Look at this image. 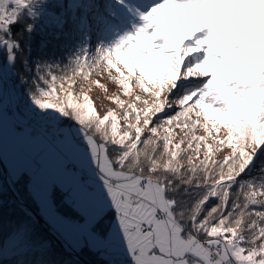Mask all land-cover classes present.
Returning a JSON list of instances; mask_svg holds the SVG:
<instances>
[{
    "label": "snow or ice",
    "instance_id": "snow-or-ice-1",
    "mask_svg": "<svg viewBox=\"0 0 264 264\" xmlns=\"http://www.w3.org/2000/svg\"><path fill=\"white\" fill-rule=\"evenodd\" d=\"M25 20L66 54L30 61L29 43L17 70ZM0 57V153L18 79L27 163L11 186L28 175L34 205L5 234L0 199V258L74 264L43 220L106 264H264V0H0ZM105 74L118 92L101 115Z\"/></svg>",
    "mask_w": 264,
    "mask_h": 264
},
{
    "label": "trees",
    "instance_id": "trees-1",
    "mask_svg": "<svg viewBox=\"0 0 264 264\" xmlns=\"http://www.w3.org/2000/svg\"><path fill=\"white\" fill-rule=\"evenodd\" d=\"M28 21H22L20 24L14 26L13 33L14 38L19 40L21 47L24 49L23 53H18V59L16 63V68L19 71H23L20 64V59L23 58V56L28 55V48L27 45L30 43L31 53L29 55V60H35L37 58H43L45 60L48 59H54L56 57H62L66 54L64 45L67 43L65 40L56 41L51 38L50 35L37 31L36 33H33L31 40L29 41V36L27 32H23L21 35V29L23 28L24 24H26ZM42 41H49L47 44V47H42ZM96 44V43H95ZM95 46V45H94ZM2 58V57H1ZM25 75H28V73H24ZM95 76V75H94ZM94 78V77H93ZM12 87L13 83H15V87L17 89L16 95L19 96L24 92V88L21 87V85L18 82V79L13 81L11 80ZM26 99V97H24ZM23 107V103L21 102V108ZM16 109V108H15ZM17 111V109H16ZM65 123H69L68 121H65ZM220 157L218 156V159ZM259 163V161H257ZM259 167V165H258ZM9 169V166H8ZM253 175L256 174V171L254 170ZM0 181H3L2 175L0 174ZM28 183V175H25L20 183L16 184L15 187L18 189L19 193L23 196V198L34 208V205H32L31 201L27 197V190L26 185ZM4 184V192L2 196H0V199L3 198V208H2V215H3V222L2 227L5 234H8L18 223L22 222L25 217L21 211V207L16 203H11L10 198L11 195L7 190V186L5 182ZM37 231L41 234L47 237L48 239L52 240L50 236L47 234V232L40 227L37 226ZM53 242V241H52ZM54 244V243H53ZM56 256L57 258L61 259H71L66 254H64L58 247H56ZM94 251V250H93ZM88 250L87 248H84V254L89 257L94 264H106L107 261L113 259V255L106 253L105 255L100 256V252H97L95 250L94 252ZM19 257H14V259H18ZM72 260V259H71ZM9 264V263H6ZM74 264H79L78 261H74Z\"/></svg>",
    "mask_w": 264,
    "mask_h": 264
},
{
    "label": "rangeland",
    "instance_id": "rangeland-1",
    "mask_svg": "<svg viewBox=\"0 0 264 264\" xmlns=\"http://www.w3.org/2000/svg\"><path fill=\"white\" fill-rule=\"evenodd\" d=\"M93 38H92V44H94ZM94 79H100V82L102 84L107 85V89H108L107 93H105L100 88H94L92 92L90 93L92 99L95 101L97 110L99 111L101 115H103L108 109L116 108V105H114L108 99H106V96H110L114 93H117L118 86L115 85L114 83H111L108 80L106 74L102 77L94 76ZM6 91L9 93L7 99H8V102L10 103V100L13 101V95L11 94V90H8L6 88ZM121 99H128V98L121 96ZM117 111H119L118 108H117ZM7 115H8V121H7L6 129H5V133H4V147H3L2 154L4 158L6 159L7 163L9 164V167H17L22 170L24 166H21L16 162H20L18 156L25 154L27 151L25 148L26 141L24 137L21 135L23 133V129L20 131L16 130L12 126V122H13L12 114L8 112ZM121 123H123V121H121ZM228 151H229L228 149H225V152L221 154V158H222V155H226ZM89 247H91L90 244H89ZM106 253L110 254V251ZM13 258L14 257L12 255H7L5 262L10 264V261H12Z\"/></svg>",
    "mask_w": 264,
    "mask_h": 264
},
{
    "label": "water",
    "instance_id": "water-1",
    "mask_svg": "<svg viewBox=\"0 0 264 264\" xmlns=\"http://www.w3.org/2000/svg\"><path fill=\"white\" fill-rule=\"evenodd\" d=\"M0 172H1L2 176H3L4 181L7 183L8 187H9V189L11 191V194H12V197H13L12 201H15L20 207L22 205H27L29 208H33L25 199H23L21 197V195L18 193V191L14 187L11 186V179H10V176H9V172H8L7 166H6L5 162H4V159H3L1 154H0ZM37 219H39V217H37ZM39 225L48 233L47 228H46V226L43 223V220L40 221ZM51 239L53 240V242L56 245V247H58L60 249V251H62L64 254L66 253V254L69 255V253L64 251V249L61 246L59 241L55 240L54 237H51ZM81 254L82 253H80L78 251L76 253L71 254L70 256H72L73 258H76L78 261L82 262L83 264H94L89 259H87L84 255L81 256Z\"/></svg>",
    "mask_w": 264,
    "mask_h": 264
},
{
    "label": "bare ground",
    "instance_id": "bare-ground-1",
    "mask_svg": "<svg viewBox=\"0 0 264 264\" xmlns=\"http://www.w3.org/2000/svg\"><path fill=\"white\" fill-rule=\"evenodd\" d=\"M7 169H8V168H7ZM17 169H18V168H16V167H11V168L8 169V172H9V174L11 175V174L13 173V171H14V170H17ZM19 170H20V169H19ZM2 182H4V181H2ZM5 184H6V186H7L6 188H7L8 192H9L10 195H11L10 202H11V203H16L15 201H12V198H13V197H12L11 191H10V189H9V187H8V185H7V183H5ZM14 188L18 191V189H17L16 187H14ZM18 193H19V191H18ZM19 194H20V193H19ZM20 195H21V194H20ZM21 197L23 198L22 195H21ZM1 199L3 200V198H1ZM23 199H24V198H23ZM16 204H17V203H16ZM83 255L86 257V255L82 253L81 256H83ZM86 258H87V257H86ZM87 259H88V258H87Z\"/></svg>",
    "mask_w": 264,
    "mask_h": 264
}]
</instances>
